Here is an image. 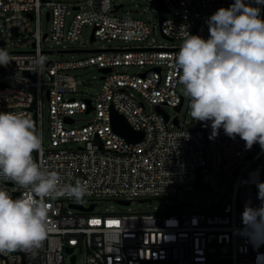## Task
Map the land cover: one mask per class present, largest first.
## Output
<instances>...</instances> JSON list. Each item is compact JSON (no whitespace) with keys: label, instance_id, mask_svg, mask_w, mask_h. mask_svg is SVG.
<instances>
[{"label":"built area","instance_id":"1","mask_svg":"<svg viewBox=\"0 0 264 264\" xmlns=\"http://www.w3.org/2000/svg\"><path fill=\"white\" fill-rule=\"evenodd\" d=\"M144 1L158 6L161 1L166 14L159 18V28L169 41L182 39V28L207 39L208 18L235 3ZM245 2L261 7L264 18V5ZM46 7L49 33L41 29ZM122 7L117 0H0V48H18L7 50L13 61L0 66V112L30 116L42 139L34 159L56 172L61 184L86 183L83 198L92 201L85 206L67 196L48 200L51 231L42 246L0 253V264H79V254L83 264H264V230L249 231L243 219L246 206L264 203L258 188L264 183V148L257 143L249 149L223 128L213 135L210 121L181 120L165 111V106L181 111L186 102L174 67L180 46L157 42L150 22L119 15ZM86 24L94 26L95 40L135 44L97 48L76 61L45 62L50 51L73 50L44 49L43 41L76 42ZM88 66L102 73L100 93L94 100L69 97L78 93L72 71ZM128 66H139L142 72L121 71ZM114 112L143 138L132 142L117 132ZM79 114L93 116L77 125ZM0 187L13 198L24 192L3 178ZM185 188L210 191L216 203L209 210H186L189 203L180 194ZM110 198L128 209L95 212L99 201ZM152 198L179 202L171 211L129 207L135 200Z\"/></svg>","mask_w":264,"mask_h":264},{"label":"clouds","instance_id":"2","mask_svg":"<svg viewBox=\"0 0 264 264\" xmlns=\"http://www.w3.org/2000/svg\"><path fill=\"white\" fill-rule=\"evenodd\" d=\"M264 5V0H256ZM209 37L182 28V43L174 59L180 72L182 94L195 121L211 122L213 135L223 128L230 138L239 136L250 149L264 148V18L261 7L235 0L206 21ZM12 55L0 48V66ZM187 135V134H185ZM42 139L30 116L0 112V178L24 192L17 198L0 187V253L42 246L51 231L50 199L76 200L87 194V184H61L59 175L42 168L33 153ZM264 201V183L258 184ZM243 219L249 231L264 230V203L246 206Z\"/></svg>","mask_w":264,"mask_h":264},{"label":"rangeland","instance_id":"3","mask_svg":"<svg viewBox=\"0 0 264 264\" xmlns=\"http://www.w3.org/2000/svg\"><path fill=\"white\" fill-rule=\"evenodd\" d=\"M68 1V0H66ZM118 4H123L122 9H120L117 13L121 16H132L135 18H142L150 22L152 34L151 37L155 38V40L159 43L163 44H174L180 46L182 43V39H176L174 41L167 40L161 33L159 28V18L163 16L164 13L158 6L157 3H149L144 0H117ZM49 8L46 7L41 20V29L43 33L51 31V21L47 19L46 11ZM262 17V16H261ZM94 26L92 24H86L83 27L81 38L76 42H65L63 44H56L53 41H43L44 49L49 50H58L68 48L67 52H48L46 53L44 60L45 62H59V61H76L80 59H84L89 57L90 54L94 51H87L102 47H112V46H130L134 45V42H124L120 40H113L108 42L106 40H92ZM3 49L6 50H17L18 48L13 46H5ZM74 50H83V51H74ZM121 71H125L128 73H140L142 72V68L139 66H128L121 68ZM78 80V93L69 94L68 96L76 99H93L96 97L101 91L102 85V73L96 66H88L83 68H77L72 71ZM44 77L47 78L46 73H44ZM179 90L182 93V85L179 83ZM185 105L181 111H177L175 108L170 106H165L163 109L167 111L172 117L179 116L181 120L192 119L188 113V100L185 99ZM92 114H79L77 115V125L87 123L91 118ZM49 113H48V104L45 102L44 108V135H45V144L49 141ZM180 194L188 201L189 205H187L186 210H209L213 204L216 203V199L211 196L210 191L203 194L201 189H182ZM76 202L82 203L85 206H88L92 203V201L87 198H82L80 200H76ZM179 201L177 198H152L145 201L135 200L131 203L129 207L133 210L147 211V210H161V211H171L173 210V206L177 204ZM128 207H124L118 201L113 198L101 200L98 202L97 207L95 208V212L101 211L103 213H112V212H120L122 210H126ZM79 264L84 263V255L79 254L78 256Z\"/></svg>","mask_w":264,"mask_h":264},{"label":"water","instance_id":"4","mask_svg":"<svg viewBox=\"0 0 264 264\" xmlns=\"http://www.w3.org/2000/svg\"><path fill=\"white\" fill-rule=\"evenodd\" d=\"M122 5H119L118 7H121ZM159 8L164 9L161 1L159 4ZM49 17V15H48ZM92 40H95L94 34H92L91 37ZM76 51H83V50H76ZM87 51H95V49L92 50H87ZM103 72H109L111 69H102ZM181 107V105L178 107V109ZM70 122H72L70 119H68ZM113 122H114V127L117 132L122 134L126 139L132 141V142H138L143 138V133L138 132L132 129V127L129 125L125 117L117 112L113 113ZM183 205H178L177 208L182 207ZM94 205L90 209H93ZM75 261V259H74Z\"/></svg>","mask_w":264,"mask_h":264},{"label":"snow or ice","instance_id":"5","mask_svg":"<svg viewBox=\"0 0 264 264\" xmlns=\"http://www.w3.org/2000/svg\"><path fill=\"white\" fill-rule=\"evenodd\" d=\"M95 223V222H94Z\"/></svg>","mask_w":264,"mask_h":264}]
</instances>
